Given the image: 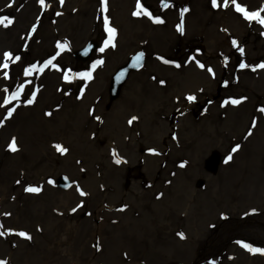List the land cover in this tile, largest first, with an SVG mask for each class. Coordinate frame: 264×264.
<instances>
[{"label":"bare ground","instance_id":"1","mask_svg":"<svg viewBox=\"0 0 264 264\" xmlns=\"http://www.w3.org/2000/svg\"><path fill=\"white\" fill-rule=\"evenodd\" d=\"M204 1L109 0V10L101 0L7 2L1 22L22 10L0 34V262L224 264L219 250L233 251L231 240L251 232L264 240V30L233 15L243 2L260 13V0H222L221 16ZM138 5L162 22L132 19ZM113 27L116 44L100 33ZM5 64L23 67L28 86L44 84L31 108L14 113L1 102ZM137 64L149 74L137 77ZM88 73L94 80L84 82ZM59 79L68 83L61 90ZM205 95L222 111L198 115L184 105L190 96L205 104ZM212 150L234 161L207 172ZM237 247L239 260L227 264H264L260 252L249 255L252 244Z\"/></svg>","mask_w":264,"mask_h":264},{"label":"rangeland","instance_id":"2","mask_svg":"<svg viewBox=\"0 0 264 264\" xmlns=\"http://www.w3.org/2000/svg\"><path fill=\"white\" fill-rule=\"evenodd\" d=\"M259 5V7H260V9H261V13L262 12H264V1L262 2V3H259L258 4ZM260 16H261V14H260ZM262 19V18H261ZM263 19H264V17H263ZM258 20H259V18H258ZM220 26H222V25H220ZM31 28H34V25L31 27ZM233 28H230V29H228L227 31L228 32H231V34H233V32L231 31ZM259 29H261V30H264V24H262L260 27H259ZM259 29H257L256 27H255V30H259ZM223 30H226V27H224V29ZM259 33H260V31H258ZM82 33H84V32H82ZM85 34H88V32H85ZM74 39H75V37H74ZM27 40V39H26ZM84 41H87V40H84ZM146 43V42H145ZM258 57H260V59H261V61H263L264 62V47L262 48V49H260V52H259V54H258ZM87 68V67H86ZM86 68H81V70H83V69H86ZM85 76L87 77V74H85ZM88 78V77H87ZM228 84H230V83H228ZM243 95V94H242ZM263 103V105H264V99H262L261 100ZM214 108H218V105H214L213 106ZM199 110V109H198ZM262 110H264V109H262ZM215 139V138H214ZM215 141H216V139H215ZM203 142V141H202ZM228 145V147H229V145L230 144H227ZM214 152H216V151H214V150H212L209 154H208V156L205 158V160H209V157H210V159L212 160V163L209 165V167L210 168H208V167H206L207 168V172H210V173H217L218 171H219V166H223L224 164H225V160L227 159V157H228V155H227V153H225L224 155H221V158L219 157V156H217V158L216 159H212V153H214ZM224 152H222L221 154H223ZM166 162V161H165ZM229 163H231V161H229V162H227L226 163V165L227 164H229ZM203 165H205V166H207V164H203ZM225 165V166H226ZM163 169H165V168H167V166H168V164L167 163H164L163 165ZM204 166V167H205ZM223 171H226L225 169L223 170ZM145 185H146V183H145ZM251 186V185H250ZM250 207H253V208H256V206L255 205H252V206H250ZM250 207H245L246 209L247 208H250ZM244 210H242V212H243ZM103 217L104 216H96V217H94V219L96 218V219H99V220H103ZM113 219V218H112ZM114 219H117V217H114ZM118 220V219H117ZM116 223V222H115ZM213 224H219V222H217V220L216 219H212V223H211V226H210V229H211V227H212V225ZM217 227H218V225H217ZM216 227V228H217ZM215 228V229H216ZM213 229V228H212ZM218 229V228H217ZM184 231H187L186 229L184 230ZM244 235H246V234H244ZM30 237V236H29ZM186 237H188V234H186ZM12 244V243H11ZM30 245H33L34 246V244L31 242L30 243ZM7 246V245H6ZM15 250H16V248L15 249H9V252L10 253H15ZM233 255V252L231 251L230 252V256H232ZM233 257V256H232ZM232 259V258H231ZM236 259L235 258H233L231 261L233 262V261H235ZM175 264H187V263H185L183 260H177L176 262H174ZM101 264V263H100ZM193 264H198L197 262H195V263H193ZM200 264V263H199Z\"/></svg>","mask_w":264,"mask_h":264},{"label":"snow or ice","instance_id":"3","mask_svg":"<svg viewBox=\"0 0 264 264\" xmlns=\"http://www.w3.org/2000/svg\"><path fill=\"white\" fill-rule=\"evenodd\" d=\"M40 2L43 4V3H44V0H40ZM61 2H63V0H61ZM105 2H106V0H105ZM226 2H227V0H225V3H226ZM213 4L216 5V0H213ZM138 7H140V6L138 5ZM237 10L245 12V15H246V17H247L248 19H258V18H259V13H253V14H251V15H248L247 12H246V10H244V9H242V8H239V7H238ZM137 14H139V13H137ZM145 14H148V13H145ZM156 22H157V23H161L162 21H160V20H156ZM259 22H260L261 24H264V19H259ZM105 23L107 24V20L105 21ZM179 30H180L181 32H183V26H182V25L180 26ZM109 32H110L111 35H110V39H109V42H108V43H112V40H113L114 37H115V29H113V28H109ZM233 43L235 44L236 42L233 41ZM106 46H107V45H106ZM112 46L115 47V44H112ZM61 47H62V48H63V47H66V45H63V46H61ZM103 50H104V49H101V51H103ZM240 51H241V53H243V49H242V48L240 49ZM6 55H7V54H6ZM142 58H143V54H140V55H138V56L136 57V61L139 63V62L142 60ZM17 59H18V57H17ZM165 62H167V61H165ZM49 63H51V62H49ZM99 63H103V62L100 61ZM4 67H7V64H5ZM94 67H95V66H94ZM201 67H203V65H201ZM241 67H245V65L242 64ZM261 67H264V65H261ZM209 71H211V69H209ZM87 77L90 79V78H91V73H88V74H87ZM188 100H189L190 102H191V101H194V100H195V97H194V96H190V97H188ZM31 102H32V101L30 100L29 103H31ZM232 103H234V104H238V103H240V101H239V100H234V101H232ZM262 111H264V110H262ZM134 119H136V118L133 117V120H134ZM131 122H132V121H129V123H131ZM249 134H251V133H249ZM11 147H12V150H13V151L16 150L15 142H13V144H12ZM56 147H57V150L60 151L61 153H64V152L67 151V149L63 148L62 146L57 145ZM236 150H237V149L234 148V149H233V152H235ZM232 158H233V157H232L231 155H229V156L227 157V159L225 160V163L231 161ZM116 162H117V163H120L121 161H120L119 159H117ZM181 167H183V165H181ZM50 183H51V181H50ZM26 190L29 191V192H39V191H40L39 188H34V187H30V188H28V189H26ZM84 194H85V193L81 192V195H84ZM2 234H3V233H0V235H2ZM20 235H21V236H26L25 233H20ZM178 235H180L181 238H184L182 233H180V234H178ZM26 238L31 239V237H29V236H26ZM245 247H247V245H245ZM254 251H258V250H254ZM0 264H3V262H0Z\"/></svg>","mask_w":264,"mask_h":264}]
</instances>
